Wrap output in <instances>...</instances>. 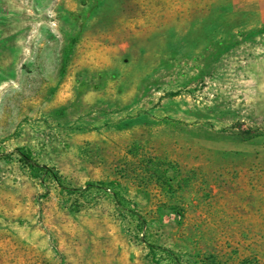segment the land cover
<instances>
[{
    "label": "rangeland",
    "instance_id": "obj_1",
    "mask_svg": "<svg viewBox=\"0 0 264 264\" xmlns=\"http://www.w3.org/2000/svg\"><path fill=\"white\" fill-rule=\"evenodd\" d=\"M245 1L0 0V264H264Z\"/></svg>",
    "mask_w": 264,
    "mask_h": 264
},
{
    "label": "trees",
    "instance_id": "obj_2",
    "mask_svg": "<svg viewBox=\"0 0 264 264\" xmlns=\"http://www.w3.org/2000/svg\"><path fill=\"white\" fill-rule=\"evenodd\" d=\"M228 18L230 20H233L232 17H230L229 15H228ZM236 26H238V25H236ZM243 29H244V31H248V29L246 30V28H244V27H243ZM263 135H264V129H262V128H256V129L249 128V129L244 130L242 132V137L244 138V140H251L253 138L260 137V136H263ZM18 151H19V153L21 155L22 160L25 161L28 164L29 167H31L32 169H34L36 171H42V172H44V174H48L49 176L53 177V179L59 185H61L64 188L67 189V187L65 185H63V182L61 181L60 176L57 173H55L50 167H48L47 165L39 164L38 162H36L32 158L30 152H25L22 149H19ZM111 182H110V184H108V183L101 184L102 186H98L97 188L98 189L103 188V189H105L107 191L109 190V192L111 191L114 196L119 197L120 194L118 192V189L114 187V184H116V182H112V183ZM167 183L170 186L174 185L173 178H168ZM89 185L94 186L93 184H89Z\"/></svg>",
    "mask_w": 264,
    "mask_h": 264
},
{
    "label": "crops",
    "instance_id": "obj_3",
    "mask_svg": "<svg viewBox=\"0 0 264 264\" xmlns=\"http://www.w3.org/2000/svg\"><path fill=\"white\" fill-rule=\"evenodd\" d=\"M252 1V0H251ZM257 3V6H259L260 8H263V6H264V0H255ZM243 3H245V5L247 4V3H249L248 1L246 2L245 0H243Z\"/></svg>",
    "mask_w": 264,
    "mask_h": 264
}]
</instances>
